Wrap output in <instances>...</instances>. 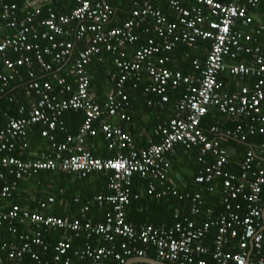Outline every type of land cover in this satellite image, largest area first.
Wrapping results in <instances>:
<instances>
[{
    "label": "built area",
    "instance_id": "obj_1",
    "mask_svg": "<svg viewBox=\"0 0 264 264\" xmlns=\"http://www.w3.org/2000/svg\"><path fill=\"white\" fill-rule=\"evenodd\" d=\"M26 11L23 18H18L20 5L13 0H0V20L6 23L13 32L6 34L0 40V93L8 87L10 81L19 75L21 69L27 70L29 81L25 85L27 96L33 94L37 99L30 104L25 116L10 118L7 124L0 128V153H10L17 141L24 140L27 127L40 124L43 129L40 135L54 141L52 132L56 130L59 118L68 110H82L84 120L76 135H68L63 143H53L51 154H41V158L33 161L3 156L0 158V199L11 196L16 187V181L32 172L41 170L61 171L67 174H78L81 177L94 172L111 173L108 183L112 194L98 195L95 200L99 206L111 205L101 222L92 225L89 221L67 218L43 217L38 214H29L17 205H12L9 210L0 209V224L18 221L24 223L40 224L45 230H65L75 233H85L86 238L97 236L104 240L105 245L95 248L86 245L81 251L75 253L79 261L88 259V264H107L113 258L116 264H125L133 257L143 258L149 246L155 250V255L160 261L173 264H206L197 261L196 255L207 253L202 246V238L208 232L212 223L205 222L199 226L188 223L182 226L174 223L170 229H162L152 225L135 228L126 221L125 208L132 200L130 194V179L133 175L149 177L163 181L168 172L167 154L174 151L177 144L190 149L199 150L198 161L206 164L204 158L208 154L214 155L212 165L205 166L196 177L195 181L201 184L210 183L213 179L224 177V192L228 198L222 202L228 213L220 216L215 224L218 226L215 238L213 259L216 264H264V223L261 207L264 198V159L256 155H264V145L255 151L247 153L241 164L239 177L224 174L223 168L228 164L230 157L228 150L221 148L217 141L208 139L200 129V120L207 113L208 106L216 107L221 113L231 118H251L259 116L262 125L258 132L264 135V113L260 104L264 99V54L258 49L251 67L243 65L228 66L226 58H235L243 50L241 39L243 35L238 28L250 27L253 17L249 9L256 7L260 0H168V5L175 13L178 22L167 23L159 10L152 8L147 2L134 9L129 20L121 26L107 29L112 8L107 0H72L76 5L69 13L55 14L48 10L45 18L41 19V6L49 0H22ZM150 17L154 21L152 32L160 39L156 42L150 38L134 50L129 58L126 48L138 41L136 31ZM244 28V30H245ZM262 29V27H260ZM144 32H148L145 30ZM89 35V42L85 48L76 52L72 58L76 44L84 43V37ZM88 38V37H87ZM210 40L211 47L205 59L204 68L200 69L197 61L193 66L200 71L201 76H184L180 72H172L165 65L169 57L152 60L160 51L170 52L177 43L182 42L188 47H194L198 40ZM246 42L251 41L250 36H245ZM45 42V46L41 45ZM105 52L116 54L115 60L119 78L115 82L114 92L107 96L105 104L100 106L89 94L90 77L86 66L100 53L101 47ZM18 54L17 58L10 59L8 53ZM247 53L251 50L246 49ZM37 63V70L32 67V58ZM44 56L50 57L46 61ZM67 74L77 82L75 91L68 97L64 95L71 91V86L54 71L53 67H65L68 61ZM100 60V59H99ZM200 66V68H199ZM229 70V73L239 76L240 82L248 77H256L253 89L241 86L232 94H220L221 83L218 74ZM145 72L148 79L146 92L159 96L162 103L168 102V89L185 88L183 97L175 102L176 113L168 120L166 126H158L157 132L161 134V141L144 150H134L130 137L120 128L101 121L102 117L114 118L119 114L120 102L127 100L123 92V84L128 79L138 78ZM38 74L51 76L50 80L38 78ZM61 96V97H60ZM151 105V103H148ZM24 115L25 108L18 109ZM61 125V123H59ZM97 124V127H94ZM211 133L216 135L218 129L212 128ZM255 133V128L250 126L245 131L237 125L233 131L223 133L226 138L245 142L248 136ZM101 135L108 143L109 149H128V154L117 152L112 158H98L91 153L93 146L88 147L86 139ZM257 158V162L254 159ZM11 169L14 181L6 183L1 170ZM248 190L244 199L247 208L242 217L239 216L240 206L232 207L229 200L235 199L239 194ZM172 195L177 192L172 189ZM148 194L163 197L166 192L157 193L153 184L149 185ZM137 199V196H133ZM179 198H189L188 194ZM49 197L47 203H53ZM192 214L199 212L201 205L200 194L192 196ZM42 205V207H44ZM237 211V212H236ZM242 215V214H240ZM11 232L15 230L10 228ZM240 229V231H239ZM241 232V233H240ZM115 237L126 239L121 242L120 252L113 244ZM236 239V244L230 250V241ZM20 245L3 244L2 249H7V259L13 264H19L24 255H29L35 264H42L39 257L32 251V245H47L41 241V233L36 232L30 239L28 236H19ZM70 243L61 240L54 247L53 264H72L66 257ZM260 255L257 259H252ZM125 257V258H123ZM127 258V259H126ZM0 264H5L0 257Z\"/></svg>",
    "mask_w": 264,
    "mask_h": 264
},
{
    "label": "trees",
    "instance_id": "obj_2",
    "mask_svg": "<svg viewBox=\"0 0 264 264\" xmlns=\"http://www.w3.org/2000/svg\"><path fill=\"white\" fill-rule=\"evenodd\" d=\"M71 1L73 3V7H70L68 10H64L63 7L67 6L68 2ZM112 8V15L110 17L109 23L106 25L107 29L114 28L121 26L124 21H127L131 17V13L134 9L140 7L143 5V3L147 2L148 4L152 5V8L157 9L160 11L161 16L166 19L167 23H176L178 22V19L175 15L174 12H172L171 8L168 5V0H107ZM218 2H226L227 0H216ZM52 4L51 5H44L40 9V18L43 19L46 16V13L48 10H51L55 14H66L71 11L75 7V3L72 0H51ZM66 4V5H65ZM251 13H256L261 15V20L259 22H254L250 27H243V28H238V30L241 31V34L243 35V38L241 39V43H247L244 40L245 36H250L251 41L248 43H252V45H261V47L264 48V0H260L256 7L250 8L249 9V14ZM45 15V16H44ZM1 23V22H0ZM1 25H3L1 23ZM4 26V25H3ZM154 27V21L148 17L146 19L145 23L140 26V28L136 31V33L139 35L138 41L132 45L126 48L125 52L129 58L134 54V50L137 49L140 45L144 44V42L150 38H153L156 42H160V39L157 36H154V33L152 32V29ZM262 27V29H260ZM5 28V26L3 27ZM245 28V30H244ZM7 29V28H5ZM147 30L148 32H144ZM6 34H10L11 31L8 29L5 32ZM4 34V35H6ZM2 38V34L0 35V39ZM84 43H79L76 44V47L73 51L72 56L76 54L77 51L85 48V45L89 42V38L84 37ZM42 46H45V42H41ZM101 47V46H100ZM211 47V41L210 40H201L198 39L194 43V47H188L182 42H179L175 45V47L170 51H160L156 56L152 57V60H159L162 59L163 57H169V62L165 65L166 68H168L172 72H180L184 76H193L194 78L200 77V71L196 70L193 66V61H197L200 69L204 68L205 64V59L207 57V54L210 50ZM101 51L99 54H97L90 62L89 65L86 66V71L88 74H90L91 79H90V87H91V93L95 95V99L97 100V103L101 106H103L107 100V97L104 101H101L97 99V95H101L104 92H107V95L110 93L114 92V87H115V82L119 78V70L116 67L115 60L118 58L116 54H111L107 53L104 51V49L101 47ZM176 52V54H174ZM8 56L10 59H15L17 58L18 54L13 53L12 51L8 53ZM177 56V57H176ZM32 60V67L34 71L37 70V63L34 61V57H31ZM46 61H50V57L44 56ZM100 59V60H99ZM174 59V60H173ZM252 58L250 56L245 55L244 53L239 54L238 58L236 61H228V59H225V63H244L248 64L249 61ZM68 66V65H67ZM66 66V67H67ZM54 71H57L59 77L63 78L68 84L72 86H77L76 80L72 79L68 74L66 68H60V67H53ZM43 74H38V78L42 80H50V76L47 75L45 77H42ZM227 76L228 80L231 81L233 79L235 83H232L231 87V93H235L238 90L235 89L234 86H247L248 89L252 90L254 83L257 81L256 77H248L243 82H240L239 77H233L229 76L226 73H222L219 75L218 80L222 81L224 77ZM229 77L231 79H229ZM29 81V78L27 76V70L26 69H21L20 76L17 77L13 82L10 83L9 87L4 90L3 93H0V127H4L6 124V116L12 115V116H18L17 111L21 106L27 107L29 104H31L33 101L37 99V96L35 97L33 94L30 96L25 95V88L26 84ZM238 82V83H236ZM148 79L147 75L145 72H141L138 76V78L133 77L125 81L123 84V91L126 94L127 100L124 102L118 101L120 104V111L123 110L128 116V120L133 118L134 116V109L137 107H144L147 105V102L149 101L151 103V110L152 111H160L159 107H170V109L174 108L175 109V102L183 97L185 94V88L181 87L178 89H168L167 90V95H168V102L162 103L160 101V98L158 95L156 97L154 95H151L152 93L146 92L145 88L147 87L148 84ZM222 83V82H221ZM16 86L18 87L17 91L11 92L10 89ZM235 89V90H234ZM90 91V88H89ZM219 93L220 94H229L225 93V84H221L219 88ZM230 93V94H231ZM263 93H264V86H263ZM152 98V99H151ZM128 102V107L124 110L121 109L124 103ZM154 102V103H152ZM213 106H208L207 113L201 118L200 120V129L201 131L208 137V139H213L214 141H217L219 145L221 146L222 149L228 150L229 152V159H228V164L223 168V173L224 174H229V175H235L239 176L241 173V164L246 158V155L250 151H255L257 154V150L260 146L264 145V135L259 134L258 130L262 125L261 121L259 120V116H256L255 120L252 121L251 118H231V117H225V115L221 114L220 112L217 111L216 107H213L215 109H212ZM261 107V112L264 113V99L260 104ZM165 108V107H164ZM163 108V109H164ZM162 109V110H163ZM26 112L24 115L25 116ZM21 116L17 117L20 118ZM131 116V117H130ZM173 116V115H172ZM85 117V113L82 110H68L63 115L59 118V123H58L56 130L52 132V134L55 133L57 134L58 137L63 138V140L66 141V138L70 134H74L77 132V130L80 128L83 120ZM222 118V119H221ZM72 120L74 123L76 120L78 121V126L76 129V132H70L71 130L69 129L67 125L66 120ZM127 121V120H125ZM125 122V123H129ZM168 122V120H167ZM166 123L161 124L159 126H166ZM237 125L241 126L245 131L248 130L250 126H253L255 128V133L252 136H248L245 142L239 141V140H233L231 138H226L224 137L223 131H218L216 135L211 133V129L215 126H219L221 129L225 128H235ZM156 126V125H155ZM94 127H97V124H94ZM42 127L40 124H35L31 125L30 127H27L25 136L26 139H28L31 135L33 136H40V130ZM62 129V130H61ZM65 129L66 132L63 130ZM124 129V128H123ZM125 132V130H124ZM56 136V141L50 142L51 145L53 143H59L57 142ZM99 136V135H97ZM95 136V137H97ZM66 137V138H65ZM95 137H90V138H95ZM102 137V136H101ZM158 139L157 142H159ZM42 138V137H41ZM40 138V139H41ZM46 139V138H43ZM104 140L105 144L102 142L100 143V150L97 152L91 150V153L95 157L99 158H112L115 157L116 150L115 149H109L108 148V143L107 141L102 137ZM47 140V139H46ZM61 140V141H63ZM41 141H43L41 139ZM48 141V140H47ZM64 141V142H65ZM96 145L99 144L98 140L95 139ZM177 146H180L176 151V155L179 154L181 156V159H184L187 161V171L191 174V177L188 178L187 176L185 178V183L178 187H173L169 186L167 183V175L169 174V169H172V171L175 172V165L176 163H173V159L170 160L168 163V172L166 174V177L162 182L166 181L165 183L169 186H167L164 191H167V195L164 196L161 199H155L149 196L145 198V196L141 200H131L130 204L125 208L126 212V221L128 224L131 225H139L143 223H139L136 218L139 216V213L137 211L138 208H140L141 204L142 206H147L150 208L151 213L149 215V218L147 220V224H152L155 226H171L174 225V223L179 222L182 226H186L188 223H193L195 226H199L202 223L209 222L212 223L213 225L209 228L208 232L203 236L202 238V246L207 249V253L205 254H199L196 255V260L197 261H204L206 264H216V261L213 259V251L215 249V238L217 235L218 231V226L215 224L217 219L228 213L225 209V206L222 202H224L225 198H228L229 193L224 192L223 188V179L224 177H219L213 179L210 183L207 184H201L197 183L195 181L196 177L199 175V173L203 170L205 166L212 165L215 161L214 155L208 154L205 156L204 160L206 164L200 163L198 161L199 157V150L196 147H192L190 149L184 148L181 144H177ZM112 151L114 154H110L107 156V154H104L103 152H106V150ZM175 150V147H174ZM5 153H0V158L5 156ZM13 157H17V159H22V160H28V156L25 153V151L22 152H14ZM9 156H12V154H9ZM258 159H264V155H256ZM255 162H257V158L254 159ZM171 164V166H170ZM178 168V167H177ZM11 169L7 170H1L3 173V180L8 183L7 181L11 180L13 178L11 172ZM53 173V172H52ZM63 181L66 175L62 173ZM41 172L36 173L33 175L31 178H29L27 181H21L19 185L25 188H30L32 186V189L35 190L36 192L34 193L33 190L32 192L35 194V200L33 203L30 201L29 195H27V198L25 202L21 201L19 199L18 194L20 191L14 192L12 196V205L17 204L21 208H27L37 214H43L45 217L53 216V217H58V218H65L64 214H61L59 210H57V202L61 201H68L70 206H73L70 216L73 218L78 219L81 218V209H83V206L88 205V211L86 212V219L91 218V221H95L96 219H99L103 217V213L106 214L107 211H111V205H103L102 207H98L97 202H95L93 199L97 195H107L109 194V191L105 188L103 189V184H107L108 181V175H105L103 172H94L91 173L90 175H86L85 177H80L76 178V183L77 186H74L71 190L67 187V184L59 183L58 185L60 188H56L57 191L55 193L56 198H55V203L54 206L50 209V211H42L40 210V205L44 204V200H48L47 197L46 199H41V194H43V191H40V187H36L33 183L34 181H38L37 179H41ZM169 176V175H168ZM132 184L138 182L139 179L137 176L133 175L132 177ZM131 181V179H130ZM93 182V183H92ZM140 182H143L141 180ZM160 182V181H159ZM157 183V187H160V183ZM10 183V182H9ZM146 183V182H145ZM0 186H2V181L0 180ZM164 185L161 186V189H163ZM19 189V188H18ZM23 189V188H22ZM131 189V188H130ZM174 189L177 192V195H172L170 192L171 190ZM58 190H62L61 194H58ZM160 190V189H158ZM163 191V190H161ZM132 193H135L131 190ZM200 194L201 196V205H198L199 212L196 214H192L191 209L194 203L191 201L192 196L195 194ZM248 190H245L242 194H239L235 199L229 200V203L231 204L232 207H235L236 205L240 206V211H239V216L242 217L243 214L246 211L247 208V201L244 199V196L247 195ZM185 194L189 195V198H182L180 199L179 196H184ZM58 195V196H57ZM16 197V198H15ZM141 201V202H140ZM147 201V202H146ZM44 202V203H43ZM61 203V202H60ZM39 207V209L37 208ZM261 207H264V198H262V203ZM43 209V208H41ZM153 210H156V214L153 213ZM78 211V213H77ZM178 213H177V212ZM237 212V211H236ZM171 213V215H170ZM242 214V215H240ZM94 217L92 218L91 217ZM88 216V217H87ZM102 219V218H101ZM70 220V218H69ZM6 224H3L1 226H6ZM2 228V227H1ZM16 228L17 232H23L25 231L23 227H21L19 224L15 223L13 226V229ZM170 229V228H167ZM11 230V229H10ZM240 231V229H239ZM241 233V232H240ZM45 235H50L53 236L52 234H44ZM71 235H74L75 237L72 238V241L68 242L70 243V248L68 250V255L71 257L73 264H87L89 262L88 259L78 262V259L75 256V253L80 251V249L83 247L85 244V238L82 234H77L71 232ZM14 236V235H13ZM17 238V237H16ZM13 239V238H12ZM45 239V238H44ZM236 239H232L230 241V247L226 246L225 250H230L231 247H234L236 244ZM6 240L0 241V257L4 259L5 264H9L10 261L7 259V249H2L3 244H8L5 242ZM41 241L43 244L47 245L45 243V240L42 239L41 235ZM121 242H127L126 239L115 237L113 240V244L116 245L117 247V252H122L120 251V243ZM104 244V243H102ZM152 248V249H151ZM48 249V246H47ZM46 249V250H47ZM53 247H50L47 252H42L43 254V259L47 261V264H50L51 257L53 255ZM41 251V249H40ZM264 254V251L262 250V255ZM257 256V257H255ZM252 257V259H257L260 255H255ZM125 258V257H123ZM146 258L149 259H156V255L154 252L153 247L149 246L146 252ZM127 259V258H126ZM107 264H116V261L113 258H109L106 261ZM20 264H35L33 260H31L29 255H24L22 257V261ZM196 264V263H195Z\"/></svg>",
    "mask_w": 264,
    "mask_h": 264
},
{
    "label": "crops",
    "instance_id": "obj_3",
    "mask_svg": "<svg viewBox=\"0 0 264 264\" xmlns=\"http://www.w3.org/2000/svg\"><path fill=\"white\" fill-rule=\"evenodd\" d=\"M34 1L36 3H39V2H37V0H34ZM17 3L20 5V2L19 1ZM46 4L47 3H44V5H46ZM51 4H52V2H51V0H49V3L47 5H51ZM44 5H42V6H44ZM70 7H73V3L71 1H69L68 4H67V6H64L63 9L64 10H68ZM250 16L254 18L253 19L254 22H259L261 20V15L260 14L251 13ZM3 27L4 26L1 25V23H0V35L2 34V38L5 36L4 34H6L5 33L6 30H8V29H5ZM86 37L89 38V35H87ZM174 54H176V52ZM72 58H73V56H72ZM71 60L72 59H70L68 61V64H67L68 66L71 63ZM66 66L65 67H62V68H66L67 69L68 66L67 67ZM20 72H21V70H20ZM56 74L58 75V73H56ZM19 76H20V73H19L18 76L15 77V79L17 77H19ZM89 77L91 79L90 74H89ZM222 77H224V76H222ZM229 79H231V78L229 77ZM14 80H12V81L9 82L8 87H9L10 83L13 82ZM50 81L53 84H55V82L53 81V79H52L51 76H50ZM219 82L220 83L222 82L223 84H225V90H227V91H224L225 93H229L230 94L231 92H234V91H231L232 83H235V81L233 79H231V81H229L228 78H227V76H226V77H224L222 79V81H219ZM236 83H238V82H236ZM70 86H71V91L68 92V93H66L64 95V97H68L71 93H73L75 91L76 85L75 86L70 85ZM234 87H235L236 90H238L240 88L239 86H237V87L234 86ZM89 88H90V91H89L90 96L92 97V99L95 102H97V100L95 99L96 98L95 95L93 93H91L90 84H89ZM17 90H18V87H16V86H13L10 89L11 92H13V91L15 92ZM25 95H26V93H25ZM106 95H107V92H104L100 96L97 95V99L100 100V102L101 101H104L106 99L105 97H107ZM151 95H154L156 97V94H154V93H152ZM148 103H150V102L148 101L147 102V105L144 106V107L142 106L140 108L137 107V109L136 108L134 109V113L135 114H134L133 118L130 120V122L128 120L127 114L123 110H121L120 111L121 113H119V114H122V115L125 116V118H123V119L120 118V116L118 115L117 117H114V118H108V117H105L104 116L100 120L101 121H104V122H106V121L110 122V124H112V125L120 128L123 132L125 130L124 133L127 134L130 137L131 142H132V146H133V149L134 150H144V149H147L150 146L155 145V144H158L161 141V139H160L159 142H157L158 139L160 138V135H161L160 133L157 132V127L159 125H161V124L166 123L167 120H169L172 117V115H174L176 113V111H175L174 108L170 109V107H167V106H164L165 108L162 107V106L159 107V109H161L160 111H152L151 108H153V107L150 108L151 105L148 104ZM152 103H154V102H152ZM23 107L25 108V112L27 114V112L29 110V107H30V104L27 107H25V106H23ZM127 107H128V102L126 101V103H124V105L122 106L121 109H124L125 110ZM212 109H215V108L212 107ZM217 111L220 112L218 109H217ZM17 114H18L17 117L21 116V114L18 111H17ZM221 114H223V113H221ZM223 115H225V114H223ZM226 116L227 115H225V117ZM12 117L17 118L16 116H12V115L6 116V119H5L6 124H7L8 120L10 118H12ZM125 120H127V121H125ZM66 121H67V125H68L69 129L71 130L70 132H76V129H77V126H78V121L76 120L75 123H74L73 119L72 120L68 119ZM125 122H129V123H125ZM76 124H77V126H76ZM40 126L42 127V125H40ZM213 128L218 129V131L221 130V131H223V133H226L227 131L231 132L234 129V128H225V129L223 128V129H221L219 126H215ZM42 129H43V127H42ZM41 130H40V133H41ZM63 131L66 132L65 129ZM78 131H79V129L77 130L76 133L70 134V135L74 136V135H76L78 133ZM52 135L54 137V141H56L57 134L55 133V135H54V133H53ZM41 137H42L41 135L40 136H36V137L33 136V135H31L28 139H26V137H24V140L17 141L15 143L14 149L10 153H6L5 156H9V154H12V156H9V157H13L14 156L13 155L14 152L18 151L19 153L20 152L23 153L25 151V153L28 156V158H27L28 160H22V159H20V160H22V161H33V160L40 159L41 158V154H51V152L53 151V144L51 145V143H50L51 141L48 138H46L48 140L47 141L46 139H43L45 137H42V138ZM40 138L43 141H41ZM57 139H58L57 142H59V143H63L65 141V140H63V138L61 139V137H58V136H57ZM95 139L98 140V143L99 142H102L103 144H105V142L102 139L101 135H99V136H97V137H95L93 139L90 138V137H88L86 139V142L88 143V147L89 146L90 147L93 146V148H92L93 151L97 152L98 150H100V143L96 145ZM61 140H63V141H61ZM179 148H181V147L176 145L175 146V150L173 151V153L167 154L165 156V160H167L168 163H170L169 161L173 159V163H176L175 165H177V167H178L177 168L175 166V172L172 171V169H169V171H170L169 174H168L169 176L167 175V179H166L167 180V183L169 184V186H173V187H178V186L182 185L183 183H185V178L184 177H186V176L188 178L191 177V174L187 171V164H188L187 161L184 160V159H181V156L179 154L176 155V151ZM92 149H90V150H92ZM117 152L123 153V154L127 155L128 154V149H125V148L117 149L116 150V153L114 152L115 155H117ZM103 153L104 154H107V156H109L110 154H112V155L114 154L112 151H109L108 148H107L106 152H103ZM14 158H17V157H14ZM102 159H105V158H102ZM170 166H171V164H170ZM38 172H41V174H42L41 179H37V180H39V182L38 181H34L33 184L36 187H40V191H43L42 192L43 194H41V197L42 198H40V200L41 199H46L49 196L54 199L53 200V203H47V201L44 200L45 203L44 202L43 203L45 204V206L42 207V205H44V204L40 205V207L43 208V209L40 208L41 213H42V211H50V209L52 208V206H54L55 198H56L55 193L57 191L56 188H60V186L58 185L59 183H62L63 182V184H65V185L67 184V187L71 190L72 188H74V186H77V183H76V180L75 179L81 177V176H79L78 174H75V173L74 174H67V173H64V172H61V171L41 170V171L32 172L30 176H24L21 179H19V180L16 181V187H15L14 191L12 192V194H11V196L9 198H7V199H0V209H3L5 211H7V210L10 209V207L12 206V196H13L14 192L16 193L17 190L18 191L21 190L20 193L18 194L19 199L21 201L25 202V200L27 198V195H29L30 201L33 203V201L36 199L35 198V194H34L36 191L32 189V186L30 188H25V187H22L19 184H20L21 181H27L29 178H31L33 175H35ZM62 173L67 176V177H65L64 181H63V177H62L63 175H62ZM90 174H88V175H90ZM105 175H108L109 177H108L107 184H103V189L106 188L109 191V194H107V195H110V194H112V191L109 189L108 183L110 181V178H111V175L112 174L106 172ZM135 176H137L139 179L143 180V182H140L141 180H139L138 182H136V184L135 183L132 184V178H131L129 189L131 188L130 189V194H131L132 200H141L144 196H145V198H147L149 196V198L151 197V199L152 198L161 199V198L164 197L163 196V197H160L159 198V197H155L154 195L148 194V188H149V185L153 184L155 186V191L157 193H161L168 186L165 183L166 181H164V182L161 183V181L159 182L157 179H152V178H149V177L143 178V177H140L137 174ZM236 177H239V176L237 175ZM14 180H15V178L13 177L11 180H9L7 182L9 183V182H12ZM158 182L160 183L159 184L160 185L159 188L157 187L158 186L157 185ZM163 185H164V187H163V189H161V186H163ZM158 189H160V190H158ZM32 190H33L34 193L32 192ZM131 190L133 192H135V193H132ZM161 190H163V191H161ZM165 192H166V195H167L168 194L167 191H165ZM61 193H62V190H58V194H61ZM107 195H103V196H107ZM134 195L137 196V199H135L133 197ZM146 195H147V197H146ZM97 196H95V197H97ZM95 197H94L93 200L95 202H97L98 207H102V206H99V203H98V201L95 200ZM59 201L61 203L60 202H57V204H58L57 205V210H59L61 214H64L65 215V218H67V219L70 218V220H72L71 219L72 216H70V212L72 211L71 209L74 208V207L73 206H70V204H69L68 201H65V202L64 201H61V200H59ZM14 205H17V204H14ZM140 206L141 207L137 209V211L139 213V216L136 218V220L139 223H143V224H139L137 226L132 225L135 228H140V227L145 226V225H152V224H147V220L150 219L149 218V215L151 213V210H149L150 208H148L146 205L145 206H142V204ZM37 208L39 209V207H37ZM21 209L29 212V214H37V213H35V212L27 209V208H21ZM87 211H88V205L87 206H83V209H81V218H79V220H81L83 216H84V219H82V220H85L86 219V215H87L86 212ZM77 213H78V211H77ZM153 213L156 214V210H153ZM38 215H41V216L45 217L43 214H38ZM103 215L105 216L104 213H103ZM125 215H126V212H125ZM170 215H171V213H170ZM104 216L101 217L102 219L100 218V220L99 219H96L95 221H91V218L90 219L87 218V220H85V221H89L92 225H94L95 223L101 222L104 219ZM49 217H53V216H49ZM91 217H92V215H91ZM55 218H58V217H55ZM92 218H94V217H92ZM73 219H75V218H73ZM6 223H7L6 226H1L3 224H6ZM15 223H17L21 227H23V229L25 231H23V232L21 231L19 233V232H17V229L14 228L15 232L12 233L11 230H10V228L13 229V226H14ZM152 226H154V225H152ZM155 227L162 228V229L171 228V226H168V227H166V226H155ZM36 232H40L41 233L42 239L45 240V243H47V246H48V249L47 250H43L42 249V246H39V245H32L31 246L32 251L35 252V254L38 255L39 260L42 261V264H47V261L43 259L42 252H47L50 247H53V249H54V247L61 240H63V239L69 240L71 242L72 241V238L75 237L74 235H71V232L70 231H65V230L50 231V230H45L40 224L31 223L30 221H26L24 223H20L18 221H14L12 223L4 222V223H1L0 224V241L6 240L5 242L8 243L7 245L11 244V245H14V246H19L20 245L19 236H21V235H23L25 237L28 236L31 239ZM44 234H52L53 236H50V235H45L44 236ZM80 234H82L84 236L85 241H86L85 244L83 245V247L80 249V251L86 245H89L90 247L95 248V247L102 246V245H105L106 244L103 239H101V238H99L97 236H94V237H91V238H86L85 233H80ZM102 243H104V244H102ZM40 249H41V251H40ZM53 257H54V250H53V255L51 257V260H50V264H53ZM66 257H69L70 260H71V262H72V259L68 255V253H67ZM255 257H257V256H255ZM21 261H22V259H21ZM21 261H20V263H21ZM78 262H81V261L78 260ZM9 264H13V263L10 261ZM72 264H73V262H72ZM130 264H146V263H140V262H135L134 263L133 262V263H130Z\"/></svg>",
    "mask_w": 264,
    "mask_h": 264
},
{
    "label": "bare ground",
    "instance_id": "obj_4",
    "mask_svg": "<svg viewBox=\"0 0 264 264\" xmlns=\"http://www.w3.org/2000/svg\"><path fill=\"white\" fill-rule=\"evenodd\" d=\"M14 2H20V11L18 12V18L21 20L22 18H23V16L25 15V12L26 11H30V9H31V7L30 6H28V8H24V6H25V3H24V1H22V0H13ZM40 15H41V13H40ZM40 15L38 16L39 18H40ZM0 22L5 26V28H7V29H9L11 32H13V30L11 29V28H9V27H7L6 26V23L5 22H3V21H1L0 20ZM241 46L243 47V50H241V51H239L237 54H236V57L235 58H227L228 59V61H236L237 60V58H238V56H239V54H241V53H244L245 55H247V56H250L252 59L249 61V63L248 64H244V63H226V65H228V66H237V65H243V66H245V67H251V65H252V63L255 61V59H256V57H257V55L255 54V52H254V50L255 49H258L259 50V52L261 53V54H264V48L263 47H261V45H252V43H241ZM246 49H250L251 51L249 52V53H247L245 50ZM222 73H226V74H228L229 76H233V77H239V76H236V75H233V74H231V73H229V70H227V71H224V72H220L219 74H218V77H219V75L220 74H222ZM217 77V78H218ZM154 249V248H153ZM154 252H155V250H154ZM133 258H138V257H133ZM143 258H146V256L145 257H143ZM132 259V258H131ZM148 259V258H147ZM152 260H156V261H160V260H158L157 259V257H156V259H152ZM160 262H163V263H166V264H173V263H170V262H167V261H160Z\"/></svg>",
    "mask_w": 264,
    "mask_h": 264
},
{
    "label": "water",
    "instance_id": "obj_5",
    "mask_svg": "<svg viewBox=\"0 0 264 264\" xmlns=\"http://www.w3.org/2000/svg\"><path fill=\"white\" fill-rule=\"evenodd\" d=\"M263 223H264V212H263ZM135 263V262H140V263H146V264H166L160 261L152 260V259H147V258H132L129 259L125 264H130V263Z\"/></svg>",
    "mask_w": 264,
    "mask_h": 264
},
{
    "label": "clouds",
    "instance_id": "obj_6",
    "mask_svg": "<svg viewBox=\"0 0 264 264\" xmlns=\"http://www.w3.org/2000/svg\"><path fill=\"white\" fill-rule=\"evenodd\" d=\"M254 21V20H253Z\"/></svg>",
    "mask_w": 264,
    "mask_h": 264
}]
</instances>
